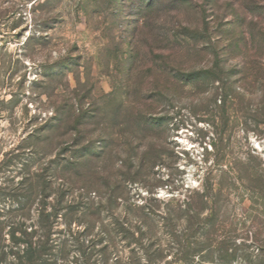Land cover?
<instances>
[{"label": "rangeland", "instance_id": "374dc122", "mask_svg": "<svg viewBox=\"0 0 264 264\" xmlns=\"http://www.w3.org/2000/svg\"><path fill=\"white\" fill-rule=\"evenodd\" d=\"M246 62L264 0H0V264H264Z\"/></svg>", "mask_w": 264, "mask_h": 264}, {"label": "trees", "instance_id": "16d2710c", "mask_svg": "<svg viewBox=\"0 0 264 264\" xmlns=\"http://www.w3.org/2000/svg\"><path fill=\"white\" fill-rule=\"evenodd\" d=\"M174 43L176 41V44L179 45L181 44L180 41L186 43L187 41H192L194 40V36H190L188 34H184L181 33L179 35H171ZM181 36V37H178ZM165 40L167 39V35L166 37H164ZM169 38V37H168ZM216 58H218V56H215ZM245 77L244 78H248V77H254V78H261V85L263 86L262 90V94L261 97L264 98V67H260V69L258 70V73H261L262 76L258 75H254L252 74V67L250 62H246L244 64V71H243ZM261 98V99H262ZM264 100V99H263ZM260 174L257 171H244L243 173H240V176L237 177L238 180H241L243 183H249V186L246 185V190L250 193H252L256 198L261 199V206H264V181L263 179H261V177L259 176ZM242 183V184H243ZM264 209V207H262ZM23 233H25V231H22ZM18 242V241H17ZM22 243L18 242V243H14V245H22V249L19 250L17 249L16 251H14V258L15 260H17V262L19 264H37L36 261L39 259V257H41V255L44 253L45 249H44V245L43 244H38V243H32L30 240L26 239L24 241H21ZM19 251H22V254H19ZM1 261V259H0ZM191 264H214L212 262L207 263L206 261L203 262L202 260L200 262H196V263H191Z\"/></svg>", "mask_w": 264, "mask_h": 264}]
</instances>
